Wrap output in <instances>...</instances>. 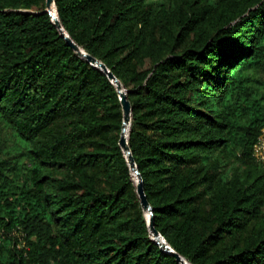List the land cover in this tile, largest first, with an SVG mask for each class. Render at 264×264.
I'll use <instances>...</instances> for the list:
<instances>
[{
  "label": "trees",
  "instance_id": "16d2710c",
  "mask_svg": "<svg viewBox=\"0 0 264 264\" xmlns=\"http://www.w3.org/2000/svg\"><path fill=\"white\" fill-rule=\"evenodd\" d=\"M130 102L154 228L189 264H264V0H53ZM107 74L46 0H0V264H182L151 237Z\"/></svg>",
  "mask_w": 264,
  "mask_h": 264
},
{
  "label": "water",
  "instance_id": "95a60500",
  "mask_svg": "<svg viewBox=\"0 0 264 264\" xmlns=\"http://www.w3.org/2000/svg\"><path fill=\"white\" fill-rule=\"evenodd\" d=\"M53 7V12H52ZM46 10L50 14L54 24L58 28L60 32V36H62L66 42L67 45H69L78 55L85 57L86 60H88L92 65L100 68L103 70L106 74L108 79L111 80V82L116 86V90L119 93V99L120 104L123 110V124H122V131L120 134L119 144L124 152V154L127 157V160L129 162L130 169L132 170V174L136 176V192L138 195V198L140 200L141 206L144 211L149 212V217L147 218V225L151 234L152 239L166 252L174 255L176 257V260L181 262L182 264H189L186 262L179 254L175 253L173 249L166 243L164 238L161 236V234L154 228L153 225V217H152V208L150 204L148 203V200L146 198V195L143 190L141 176L138 173V170L136 168V165L134 163V158L132 157V154L130 152L127 140H126V126L130 123V112H131V106L130 102L126 98V94L124 92V89L121 85V83L118 81V79L106 68V66L98 61L96 58L88 55L84 50H82L75 42L72 41V39L68 36V34L64 31L63 27L60 25L56 11L54 6L53 0H46ZM128 128V127H127Z\"/></svg>",
  "mask_w": 264,
  "mask_h": 264
},
{
  "label": "built area",
  "instance_id": "2783aa9c",
  "mask_svg": "<svg viewBox=\"0 0 264 264\" xmlns=\"http://www.w3.org/2000/svg\"><path fill=\"white\" fill-rule=\"evenodd\" d=\"M253 156L264 167V129L253 146Z\"/></svg>",
  "mask_w": 264,
  "mask_h": 264
},
{
  "label": "rangeland",
  "instance_id": "374dc122",
  "mask_svg": "<svg viewBox=\"0 0 264 264\" xmlns=\"http://www.w3.org/2000/svg\"><path fill=\"white\" fill-rule=\"evenodd\" d=\"M133 176H134V175H133ZM148 217H149V212L146 211V218H148Z\"/></svg>",
  "mask_w": 264,
  "mask_h": 264
},
{
  "label": "bare ground",
  "instance_id": "6f19581e",
  "mask_svg": "<svg viewBox=\"0 0 264 264\" xmlns=\"http://www.w3.org/2000/svg\"><path fill=\"white\" fill-rule=\"evenodd\" d=\"M53 11H54V10H53V7H52V12H53ZM127 127H128V126H126V130H127ZM125 132H126V131H125ZM135 179H137L136 176H135Z\"/></svg>",
  "mask_w": 264,
  "mask_h": 264
}]
</instances>
